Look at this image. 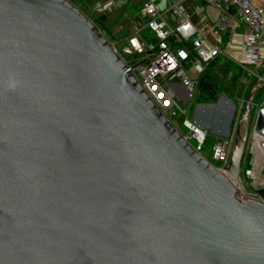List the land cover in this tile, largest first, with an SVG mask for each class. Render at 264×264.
<instances>
[{"label": "water", "instance_id": "water-1", "mask_svg": "<svg viewBox=\"0 0 264 264\" xmlns=\"http://www.w3.org/2000/svg\"><path fill=\"white\" fill-rule=\"evenodd\" d=\"M147 59L69 0H0V264H264L240 179L258 78L221 170L141 87Z\"/></svg>", "mask_w": 264, "mask_h": 264}, {"label": "built area", "instance_id": "built-area-1", "mask_svg": "<svg viewBox=\"0 0 264 264\" xmlns=\"http://www.w3.org/2000/svg\"><path fill=\"white\" fill-rule=\"evenodd\" d=\"M202 1L218 6L220 10L218 19L202 28L191 22L185 9L178 3L168 9L180 19L176 25L170 26L164 20L163 11L152 2H143L139 9L149 17L147 29L153 38L145 39L135 33L127 38L121 48L112 45L122 58L132 55L136 62L148 58L139 66L141 70L136 67L133 71H138L140 78L135 77L166 118L177 111L186 116L187 111L177 101L195 97L199 76L217 57L233 62L264 85V74L255 73L264 60V0ZM199 7L195 6L196 9ZM240 27L242 31L238 30ZM188 72L196 73L198 78L191 79ZM177 83L184 91L177 89ZM251 106L254 111L250 113L244 149L246 161L249 159L250 162L241 167L240 179L243 183L248 182L256 191L264 188V97L252 102ZM182 127L185 133H180L202 155L208 132L188 117L183 118ZM214 139L212 159L216 162L214 165L222 170L228 165L234 135Z\"/></svg>", "mask_w": 264, "mask_h": 264}, {"label": "rangeland", "instance_id": "rangeland-1", "mask_svg": "<svg viewBox=\"0 0 264 264\" xmlns=\"http://www.w3.org/2000/svg\"><path fill=\"white\" fill-rule=\"evenodd\" d=\"M69 1L76 6L79 2V0ZM238 30L242 31V27L238 28ZM102 33L111 44H114V39L107 35L106 31ZM122 44L116 43L114 45L117 48H121ZM122 59L130 65L136 62V58L132 55H126ZM230 62H227L223 57L219 58L208 67L206 75H203L198 81L197 92L194 94L195 97L191 100L177 101L178 105L187 111L186 116L180 111H177L175 115H171L170 113V115H167L168 120L181 133H185V129L182 127V120L184 117H188L200 126L208 125L212 130L225 131L228 128V134L234 135L238 113L253 80L240 67ZM133 72L137 78H140L137 70ZM188 76L191 79L198 78V75L192 72H188ZM201 80H203L202 83H200ZM261 93V96L263 95L262 97H264V88L261 90ZM253 111L251 106V114H253ZM208 134L202 155L213 165H216V162L212 159L211 146L215 140L214 138L217 136L212 133ZM190 142L194 144L193 141ZM249 162V159L248 162L246 161V156L243 153L241 167ZM242 184L248 193L256 195V191L251 188L252 186L248 182H242Z\"/></svg>", "mask_w": 264, "mask_h": 264}, {"label": "crops", "instance_id": "crops-1", "mask_svg": "<svg viewBox=\"0 0 264 264\" xmlns=\"http://www.w3.org/2000/svg\"><path fill=\"white\" fill-rule=\"evenodd\" d=\"M147 1L154 3L156 8L164 12V20L170 26L176 25L180 20L179 17L168 11L175 3H178L185 9L191 22L198 28L213 23L218 19L220 14L218 6L208 5L202 0H79L77 6L91 20L95 21L101 19V28L102 30L104 29L103 32L106 31V33H108L107 35L114 36L113 41L114 44H116L125 43L127 38L135 33H139V35L145 39L153 38L152 33L147 29L149 17L142 14L139 9L140 5ZM196 5H200L199 9L195 8ZM255 73L264 74V60L255 69ZM254 79V77H251V80ZM176 87L179 91H184L181 84L177 83ZM263 88L264 85H261L255 92L252 102L261 100L263 96H261V90ZM202 127L208 133H212L217 137L229 133L228 128L225 129V131H219L217 129L212 130L208 125Z\"/></svg>", "mask_w": 264, "mask_h": 264}, {"label": "trees", "instance_id": "trees-1", "mask_svg": "<svg viewBox=\"0 0 264 264\" xmlns=\"http://www.w3.org/2000/svg\"><path fill=\"white\" fill-rule=\"evenodd\" d=\"M101 19H97V20H95L94 22H95V24H97V26L101 29V31L103 32V30H102V28H101V26H102V22L100 21ZM108 34V33H107ZM109 36H111L112 37V39H114V36H112V35H109ZM124 44V43H123ZM122 44V45H123ZM219 58H222V57H217L216 59H214L213 61H211L208 65H207V67L205 68V70H204V72L199 76V78H198V81L201 79V77L203 76V75H206V71L208 70V67L209 66H211L213 63H215ZM227 62H229L228 60H227ZM231 63V62H230ZM233 64V63H232ZM202 81L203 80H201L200 81V83H202ZM254 102V101H253ZM256 194L257 195H259L263 200H264V188H259V189H257L256 190Z\"/></svg>", "mask_w": 264, "mask_h": 264}, {"label": "clouds", "instance_id": "clouds-1", "mask_svg": "<svg viewBox=\"0 0 264 264\" xmlns=\"http://www.w3.org/2000/svg\"><path fill=\"white\" fill-rule=\"evenodd\" d=\"M112 45V44H111ZM251 113V112H250Z\"/></svg>", "mask_w": 264, "mask_h": 264}]
</instances>
